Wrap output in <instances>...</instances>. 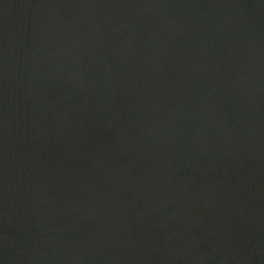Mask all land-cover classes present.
Wrapping results in <instances>:
<instances>
[{
    "label": "water",
    "instance_id": "water-1",
    "mask_svg": "<svg viewBox=\"0 0 264 264\" xmlns=\"http://www.w3.org/2000/svg\"><path fill=\"white\" fill-rule=\"evenodd\" d=\"M0 264H264V0H0Z\"/></svg>",
    "mask_w": 264,
    "mask_h": 264
}]
</instances>
